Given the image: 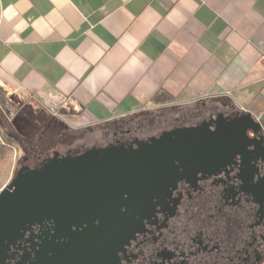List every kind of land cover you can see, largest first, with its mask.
Segmentation results:
<instances>
[{
    "label": "crops",
    "instance_id": "obj_1",
    "mask_svg": "<svg viewBox=\"0 0 264 264\" xmlns=\"http://www.w3.org/2000/svg\"><path fill=\"white\" fill-rule=\"evenodd\" d=\"M0 94L73 127L215 107L264 135V0H0Z\"/></svg>",
    "mask_w": 264,
    "mask_h": 264
},
{
    "label": "flooded vegetation",
    "instance_id": "obj_2",
    "mask_svg": "<svg viewBox=\"0 0 264 264\" xmlns=\"http://www.w3.org/2000/svg\"><path fill=\"white\" fill-rule=\"evenodd\" d=\"M206 109L189 113L194 119L186 125L162 128L143 139L114 132L110 141L92 147L111 143L135 147L177 127H199L196 132L205 135V125L215 128L239 114ZM204 111L210 112L203 115ZM247 135V143L235 146L225 165L175 160L176 170L160 176L163 183L137 224L106 225L105 208L90 224L58 225L45 219L22 230L0 264H262L264 151L256 133ZM49 152L35 158L31 167H38Z\"/></svg>",
    "mask_w": 264,
    "mask_h": 264
},
{
    "label": "water",
    "instance_id": "obj_3",
    "mask_svg": "<svg viewBox=\"0 0 264 264\" xmlns=\"http://www.w3.org/2000/svg\"><path fill=\"white\" fill-rule=\"evenodd\" d=\"M228 119L215 128L205 125V135L196 132L199 127H177L135 147L111 143L76 155L52 150L38 167L20 166L0 190V263L22 230L45 219L58 225L90 224L105 208L106 225L137 224L163 183L160 176L176 170L175 160L225 165L235 146L247 143L248 131L256 133L264 151L261 124L251 114L239 111Z\"/></svg>",
    "mask_w": 264,
    "mask_h": 264
},
{
    "label": "rangeland",
    "instance_id": "obj_4",
    "mask_svg": "<svg viewBox=\"0 0 264 264\" xmlns=\"http://www.w3.org/2000/svg\"><path fill=\"white\" fill-rule=\"evenodd\" d=\"M197 105H193L186 111L196 109ZM21 108H30L32 111H40L43 114V118L54 117L52 124L54 125V119H58L61 124H65L67 128L61 127L62 136L55 140L54 146L47 149L39 158L42 159L46 152L51 150H58L60 153L67 151H77L87 149L93 145H103L110 141L117 134H131L139 139L146 138L149 135L155 134L162 128H169L175 124L186 125L194 118L189 117L180 110L179 119L168 118L161 120V125L155 114H139L133 119L119 120L114 123H104L101 125L84 124L83 126H74L69 124L66 120V114L54 113L49 106L32 100L21 99L17 96L10 95L4 96L0 94V121L4 124L12 120L13 116ZM71 107L67 105V110ZM198 109V108H197ZM196 111V110H195ZM210 111H204L203 115H206ZM10 129L5 130L0 126V190L6 186L11 178L15 175L17 169L22 165H29L30 167L35 164L33 156L24 154L19 145H17L9 136L6 135ZM73 134V138L71 135ZM70 135V136H68ZM37 144V143H35Z\"/></svg>",
    "mask_w": 264,
    "mask_h": 264
},
{
    "label": "trees",
    "instance_id": "obj_5",
    "mask_svg": "<svg viewBox=\"0 0 264 264\" xmlns=\"http://www.w3.org/2000/svg\"><path fill=\"white\" fill-rule=\"evenodd\" d=\"M53 118L45 119L40 111L20 107L9 123L4 124L0 121V126L7 131L10 129L6 135L19 145L24 154L32 155L35 159L53 147V144L59 140L58 138L62 136L61 127L67 128L58 119H54L55 124L53 125ZM56 124L61 125V127ZM71 137L73 138V134Z\"/></svg>",
    "mask_w": 264,
    "mask_h": 264
}]
</instances>
